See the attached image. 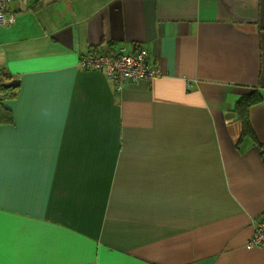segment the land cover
<instances>
[{"label": "crops", "instance_id": "1", "mask_svg": "<svg viewBox=\"0 0 264 264\" xmlns=\"http://www.w3.org/2000/svg\"><path fill=\"white\" fill-rule=\"evenodd\" d=\"M0 27V264H264V0H29ZM136 44L164 72L82 68ZM17 88H7L12 81Z\"/></svg>", "mask_w": 264, "mask_h": 264}, {"label": "built area", "instance_id": "2", "mask_svg": "<svg viewBox=\"0 0 264 264\" xmlns=\"http://www.w3.org/2000/svg\"><path fill=\"white\" fill-rule=\"evenodd\" d=\"M17 1L27 5L29 0H0V27H8L16 23V13L10 9V6ZM150 58L148 49L136 44L129 52L121 48L110 55L86 56L82 59L81 66L86 70L104 73L119 91L127 82L152 81L164 76L162 69L151 64ZM0 83L4 82L0 79ZM0 97H2L1 92ZM253 229V235L246 244V249L264 251V214L254 222Z\"/></svg>", "mask_w": 264, "mask_h": 264}, {"label": "trees", "instance_id": "3", "mask_svg": "<svg viewBox=\"0 0 264 264\" xmlns=\"http://www.w3.org/2000/svg\"><path fill=\"white\" fill-rule=\"evenodd\" d=\"M9 76L5 75L4 73H0V79L1 81L5 82L7 81V78ZM5 83H0V92L2 93V97H0V123L6 120V113L5 111H8V109L5 108L4 106V101L11 97L13 95L12 90H6L5 88ZM263 96L260 92L258 91H250L246 95H243L240 100L236 103L234 113L236 116V120L240 123L241 125V139L245 138H250L252 139L256 144H258L260 147L262 145L258 142L253 128L250 123V118H249V113L250 109L263 102ZM262 157L264 160V151H262Z\"/></svg>", "mask_w": 264, "mask_h": 264}, {"label": "water", "instance_id": "4", "mask_svg": "<svg viewBox=\"0 0 264 264\" xmlns=\"http://www.w3.org/2000/svg\"><path fill=\"white\" fill-rule=\"evenodd\" d=\"M20 85V81L14 80L10 84H8L6 87L7 88H17Z\"/></svg>", "mask_w": 264, "mask_h": 264}]
</instances>
